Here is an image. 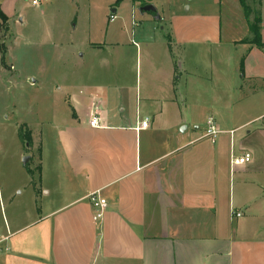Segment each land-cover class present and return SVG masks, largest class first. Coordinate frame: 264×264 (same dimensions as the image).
I'll list each match as a JSON object with an SVG mask.
<instances>
[{"label": "crops", "instance_id": "crops-1", "mask_svg": "<svg viewBox=\"0 0 264 264\" xmlns=\"http://www.w3.org/2000/svg\"><path fill=\"white\" fill-rule=\"evenodd\" d=\"M114 1L105 46L112 55H123L115 20L131 9L132 25L143 21L135 116L125 86H114L112 102L110 91L83 83L76 123L58 132L54 159L23 186L27 211L0 219V264H264V48L246 42L259 11L264 43V0H251L254 8L246 0L249 18L240 0ZM9 4L0 0L7 16ZM147 4L156 11H141ZM228 69L236 81L221 80ZM202 71L219 80L179 90L184 74ZM188 89L210 106L207 118L222 131L215 143L204 137L207 119L186 112ZM114 102L120 112L112 115ZM96 113L100 126L92 127ZM244 152L251 161L233 165ZM94 192L107 201L99 220Z\"/></svg>", "mask_w": 264, "mask_h": 264}, {"label": "rangeland", "instance_id": "rangeland-1", "mask_svg": "<svg viewBox=\"0 0 264 264\" xmlns=\"http://www.w3.org/2000/svg\"><path fill=\"white\" fill-rule=\"evenodd\" d=\"M108 1L50 0L33 6L30 0H14V7L9 4L6 8L8 20L0 18L1 220L27 211L29 195L23 186L32 178L28 169L34 171L36 178L39 164L48 165L54 159L59 151L58 132L76 123L72 107L80 100L76 94L84 82L93 83L90 88L99 93L110 91L106 97L112 102L118 98L114 86H125L130 92L126 111L135 116V88L143 83V21L132 25L131 9L115 20L121 24L118 39L123 55H112L111 49L105 47L114 26L109 22L112 8L108 9ZM247 2L257 7L251 0ZM180 6L177 5L175 13H183ZM137 16L140 18L138 13ZM185 65L190 71L191 59L185 58ZM227 71V75H221L222 81L239 78L232 70ZM218 80L217 73L184 74L178 79V87L181 92L186 91L187 82L198 90V85H213ZM191 91L187 90L190 107L186 112L203 121L212 113L211 108L198 105L194 100L197 95L194 97ZM110 107L112 115L114 111L120 112L115 109L116 102ZM253 112L255 109L245 115ZM19 126L31 139L21 140ZM10 195L15 198L13 204H8Z\"/></svg>", "mask_w": 264, "mask_h": 264}, {"label": "built area", "instance_id": "built-area-1", "mask_svg": "<svg viewBox=\"0 0 264 264\" xmlns=\"http://www.w3.org/2000/svg\"><path fill=\"white\" fill-rule=\"evenodd\" d=\"M49 0H30L33 6H41L42 4L48 2ZM101 122L100 116L96 113L92 115L89 124L92 127H99ZM148 126V121L144 120L138 123L137 129L146 128ZM221 129L217 122L215 121L213 116H209L206 121V127L204 132V137L208 138L211 143H215L218 139L219 134L221 133ZM252 159V154L250 152H244L241 156L233 157L232 163L233 165H243L249 163ZM91 201L95 208V214L93 216L94 220H99L103 217L104 212L107 207V201L102 198L98 192H94L90 194ZM233 215L240 216L241 213L233 210ZM2 248L0 247V252Z\"/></svg>", "mask_w": 264, "mask_h": 264}, {"label": "trees", "instance_id": "trees-1", "mask_svg": "<svg viewBox=\"0 0 264 264\" xmlns=\"http://www.w3.org/2000/svg\"><path fill=\"white\" fill-rule=\"evenodd\" d=\"M120 1L122 0H117V2H120ZM240 3L243 6L246 17L249 18L253 10L247 4L246 0H240ZM0 18L3 21L8 20V16L2 10L1 5H0ZM261 23H262L261 14L259 11H256L253 21L250 23V31H251L252 36L251 38L247 39L246 42L252 45H256L257 47L263 49L264 43L262 41V36H261ZM241 67L243 68V65H241ZM19 136L23 142H26V140L31 139L32 137L30 134H28L26 130H24L23 126H19ZM28 171L31 175L34 174V171L32 169L29 168ZM40 172H41V165L39 164L38 173L40 174Z\"/></svg>", "mask_w": 264, "mask_h": 264}, {"label": "water", "instance_id": "water-1", "mask_svg": "<svg viewBox=\"0 0 264 264\" xmlns=\"http://www.w3.org/2000/svg\"><path fill=\"white\" fill-rule=\"evenodd\" d=\"M141 11H146V12H155L156 8L152 4H147L141 8ZM27 158V157H26Z\"/></svg>", "mask_w": 264, "mask_h": 264}]
</instances>
